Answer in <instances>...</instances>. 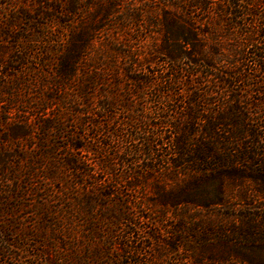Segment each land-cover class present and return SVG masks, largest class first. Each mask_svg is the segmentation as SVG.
<instances>
[{
	"label": "trees",
	"instance_id": "1",
	"mask_svg": "<svg viewBox=\"0 0 264 264\" xmlns=\"http://www.w3.org/2000/svg\"><path fill=\"white\" fill-rule=\"evenodd\" d=\"M263 1L223 0L235 11L221 10L224 16L234 19L251 15L259 21L250 31L255 41L250 39L252 43L247 45L255 49L246 52L245 46L237 44L233 54L226 55L220 46L208 45L204 58L200 57L202 41L195 11H210L212 0L162 3L159 13L152 14L148 22L154 28L151 31L160 37L159 41L155 39L151 55L162 57L169 65L172 74L167 82L179 87L184 83L195 85L188 98L178 97L179 92L183 93L181 87L180 91L168 86L162 91L158 89L162 97H155L153 101L160 106L155 112L147 113L143 107H134L133 100L144 99V90L155 80L142 69L140 55L131 52L130 41L124 34L128 28L126 20H140L144 14L138 12L116 21L125 4L129 11H134V8L140 9L143 1L96 0L94 4L83 5L82 0H0V41L15 42L13 46H0V67L5 68V71L0 70V114L11 112L2 105H10L18 111L23 107L40 112L34 117L39 121L37 126L28 122L21 127L10 125L4 132V144L13 140L20 142L30 135L31 128H36L40 134L38 151L30 156L11 149L0 150V185L9 184V189L0 190V194H6L0 203V212H8L9 200L23 199L33 193V186L38 191H46L41 195V208L45 221L56 229L54 240L58 250L53 259L46 258L48 264H104L102 261L107 257L117 264L113 254L109 257L108 245L113 244L122 220L131 221L127 201L115 200V195L121 193L117 183L123 180L128 183L138 172L130 167L128 173L118 175L116 160L135 166L142 157L146 162L142 168L146 171L170 166L175 187L169 194L164 193V184L158 187L163 215L170 209L177 211L182 205L205 210L214 203L225 205L222 186L213 193L196 186L208 181L210 172L218 166L241 160L252 166L261 165L258 157L264 152L261 143L264 135L259 132L260 125L253 124L259 118L251 117L239 103L216 107L215 102L199 94L196 86L223 83L227 84L226 88H233L242 74L245 75V67L249 69L247 80H255L253 71L264 70ZM87 12L89 19H77ZM239 24L242 23L233 22L230 26L236 28ZM33 57L39 61H31ZM221 61L234 64L235 69L239 66V70H222L217 65ZM14 63L20 65L16 67ZM200 66L205 69L202 73L197 70ZM188 67L196 68H189L190 78H187L189 74H184ZM12 70L15 75H9L8 71ZM123 78L128 82L127 88L123 86ZM99 84H106L107 89L104 93L98 92L102 98L97 103L94 100L99 98L96 96ZM215 88L208 85L207 91ZM56 94L59 108L51 114ZM173 100L176 104L171 105ZM117 111L123 113L120 123H116ZM65 113H70L71 118ZM72 123H76L79 131L74 129L65 135ZM163 128L168 129V137ZM103 134L105 139L100 138ZM60 135L70 138L64 147L69 153L62 156L57 152L55 141L52 142V138ZM88 136L92 142H87ZM165 137L169 147L166 154L160 150ZM116 138L122 140L120 148L123 142L135 144L119 150L112 145ZM91 151L98 156L94 163L87 158ZM38 168L43 170V179L49 181L50 191L35 184ZM187 169L190 187L182 193L181 176ZM99 172L107 177L99 179ZM128 185L134 186L132 182ZM258 191H264V187ZM262 223L264 239V221ZM7 232L15 233L10 227L1 229L0 238ZM179 234L180 230L175 231L170 241L166 240L169 251L178 248V243L172 239L180 242ZM38 236L46 238L41 232ZM209 239L206 237L207 241ZM114 243L118 244V249L126 245L121 241ZM210 259L214 260V255H210Z\"/></svg>",
	"mask_w": 264,
	"mask_h": 264
},
{
	"label": "rangeland",
	"instance_id": "2",
	"mask_svg": "<svg viewBox=\"0 0 264 264\" xmlns=\"http://www.w3.org/2000/svg\"><path fill=\"white\" fill-rule=\"evenodd\" d=\"M141 1H143V5H141L140 9L134 8V11H129L127 4L121 7L122 13L117 14L116 21H122L134 13L143 12L144 14V18L140 20L127 19L125 24L128 28L124 34L127 35L130 41L131 52L133 50L135 54L140 55L142 69L148 71L149 77L155 80L154 84L144 90V99L135 98L133 106L137 108L143 107L145 112L153 113L160 106L153 99L162 97L158 89L162 91L168 86L173 91L176 89L180 91L181 87L183 93L179 92L178 97L185 98L195 83L189 85L184 83L185 86L183 84L179 87L167 82L172 74L169 65L163 62L162 57L151 55L150 52L152 45L156 42L155 39L159 41L160 37L151 31L154 28H151L148 22L152 14L159 13V7H161L162 3H170L173 0ZM82 3L83 5L94 4L96 0H82ZM129 6H131V2ZM222 9H227L228 13L235 11V9L231 10L230 6L225 4L223 0H212L211 9L208 12L195 11V20L202 41L201 58L203 55L206 56L208 45L220 46L226 55H232L234 45L237 44H240L241 47L245 46L246 52L249 49H255V47L250 48L252 45L248 47L247 45L255 41V36H252L250 31L255 27L254 25H257L258 20H255L251 15L236 19L233 16H224ZM82 17L89 19V13L87 12L83 16L81 14L77 19L80 20ZM261 20V22H264V19ZM233 22L242 24H239V27L232 28L230 24ZM119 36L122 35L120 34ZM250 39L253 40L251 41ZM14 44L15 42L12 40L7 42L0 41V46H13ZM262 44L261 47H264ZM11 55L15 56L13 53ZM119 59L121 61V58ZM31 61L38 62L39 60L33 57ZM201 62L203 63V61ZM13 65L18 67L20 64L14 63ZM217 65L222 70H239V66L238 69H235L233 67L234 64L227 61L218 62ZM189 68L196 69L195 67L185 68L187 72H184V74H189L187 78H190ZM253 68L255 69V66ZM198 69L201 73L205 71L202 66L198 67ZM0 70L5 71V68L0 67ZM8 73H10L9 75H15L13 70L8 71ZM253 73L256 75L255 80H247L246 75L249 74V69L245 67V75L242 74L241 80L235 82L233 88H226L227 84L223 83H203L197 84L196 87L199 89V94L215 102L216 107L239 103L245 108V111L251 113V117L259 118L253 124L260 125V128L258 127L259 132L264 135V70L253 71ZM9 81L12 82L11 79ZM122 83L124 88H127L128 82H125L124 78ZM208 85L211 86V89L215 86V90L207 91ZM104 89H107L106 84L97 86L96 96L99 95V98L96 97L94 101L97 102L102 98L98 92L101 90L104 93ZM58 98L59 96L56 94L54 106L49 111L51 114L57 112L59 108ZM174 103L176 104L175 100L170 102L171 105ZM9 106H1L2 108H10L11 112L8 115L0 114V121H4L3 123L0 122V150L11 149L13 152H24L25 155L30 156L38 147V136L40 133L36 128H31L30 135L20 142L13 140L8 144H4L2 138L6 128L10 125L21 127L28 122L37 126L39 121L34 117L40 112L37 109L23 107H19L21 111H18L14 107ZM22 109H25L26 112ZM94 109L97 110V108ZM99 111L102 113L101 110ZM65 115L71 118L70 113H65ZM116 118V123H120L123 118L122 111H117ZM72 124L70 128L65 130V135H68L74 129L75 131L78 130L76 123ZM162 130L167 131L166 137H168V129L163 128ZM122 134L124 136V131H122ZM166 137L160 148L165 154L166 150L169 149ZM100 138L105 139V134L101 135ZM54 141L58 146L57 152L59 155L62 156L69 153V150L64 147L69 144L70 138L60 135L52 138V142ZM121 141L120 138H116L115 141L113 139L112 145L117 147ZM87 142H92V138L88 136ZM261 143L264 149V136ZM134 144L130 145L134 146ZM122 145V148H120L121 146L117 148L120 150L125 148L126 145L130 146L129 142H123ZM97 157L92 151L87 153V158L93 163ZM233 157L235 158V155ZM258 161L261 163L260 166H252V164L242 160L229 163L224 167L218 166L210 172L211 177L208 181L202 182V184L199 183L196 186V188L207 190L210 193L220 189V186H222L226 196L225 205L214 203L208 210L182 205L177 211L170 209L166 215H163L161 204L159 203L158 187L164 184L162 189L166 194H169L172 188L175 187V180L171 178L170 166L159 168V170L146 171L142 168L146 163L142 160V157L141 161L135 166L117 163L116 160L115 173L118 175L128 173L130 167H133L138 172L136 173L138 177L134 175L135 178L128 181V183L132 182L134 186H129L125 180L117 183V188L120 189L121 193L115 195V200L127 201L126 208L130 211L131 221L122 220L119 224L112 240L113 244L108 245L111 251L109 257L113 254L117 264H207L209 262H212V264H257L259 261L264 262V239L262 235L264 191H258V188L264 187V152L259 155ZM37 171L39 177L35 179V184L40 189L49 190L51 186L49 181L43 179V170L38 168ZM183 172L184 174L181 176L180 181L182 186L180 192L182 193L190 187L191 182L189 170L187 169ZM97 177L99 179L105 178L107 174L99 172ZM4 189H9L7 182H3L0 185V190ZM32 190L33 193L28 194L23 199L9 200L10 208H8V212H0L2 215L0 218V230L10 227L15 232L14 234L7 232L3 239L0 238V264H48L46 258L53 259L58 253L54 240V238H57L56 229L45 221L41 208L43 201L41 195H45L46 191H38L35 186L32 187ZM5 196L6 194H0V203ZM178 230H180L181 241L178 242L172 239V241L178 243V248L171 252L168 250L169 247L166 245V240L172 238L171 234ZM39 232L43 233L46 238H40L38 236ZM209 233L210 236H207ZM206 237H210V239L207 241ZM114 241H121L126 245L124 248L118 249V244H115ZM13 244H16V246ZM61 253L65 254L66 252L61 251ZM210 255H214L215 259L211 260ZM136 260L138 262H135ZM102 262L104 264H114L108 257ZM58 264L62 263L59 262Z\"/></svg>",
	"mask_w": 264,
	"mask_h": 264
}]
</instances>
